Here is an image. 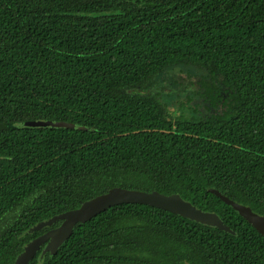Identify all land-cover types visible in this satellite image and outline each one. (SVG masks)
Here are the masks:
<instances>
[{
	"label": "trees",
	"instance_id": "16d2710c",
	"mask_svg": "<svg viewBox=\"0 0 264 264\" xmlns=\"http://www.w3.org/2000/svg\"><path fill=\"white\" fill-rule=\"evenodd\" d=\"M181 63L207 74L210 114L144 92ZM114 186L230 229L120 203L27 264H264V237L213 193L264 216V0H0V264Z\"/></svg>",
	"mask_w": 264,
	"mask_h": 264
},
{
	"label": "water",
	"instance_id": "95a60500",
	"mask_svg": "<svg viewBox=\"0 0 264 264\" xmlns=\"http://www.w3.org/2000/svg\"><path fill=\"white\" fill-rule=\"evenodd\" d=\"M30 124L32 126L42 125L46 127H75L72 122L51 120L32 121ZM213 193L225 203L230 204L264 237L263 215L254 212L247 205L235 202L226 195L221 194L216 189L213 190ZM120 203H141L151 205L204 224L217 226L220 229H230L228 225L221 221L216 213L202 211L189 201L182 199L177 193L164 194L156 190L146 192L139 189L114 186L109 188L106 192L84 201L76 208L53 215L45 221H39L32 227V230L40 229L44 226H51L57 220H60L61 222L57 226L48 228L46 231L33 237L27 242L12 264H27L40 249L41 245H44L42 252L49 251L55 253L58 246L70 236L73 226L77 222H85L101 211Z\"/></svg>",
	"mask_w": 264,
	"mask_h": 264
},
{
	"label": "rangeland",
	"instance_id": "374dc122",
	"mask_svg": "<svg viewBox=\"0 0 264 264\" xmlns=\"http://www.w3.org/2000/svg\"><path fill=\"white\" fill-rule=\"evenodd\" d=\"M207 74L191 64L174 65L157 75L152 83L144 88V92L156 94L172 108L181 106L189 113L195 115L210 114L212 110L205 108L200 95L199 80L206 78ZM129 92H135L131 90ZM196 104V108L191 106ZM195 108V109H194ZM215 110H218L215 108Z\"/></svg>",
	"mask_w": 264,
	"mask_h": 264
}]
</instances>
